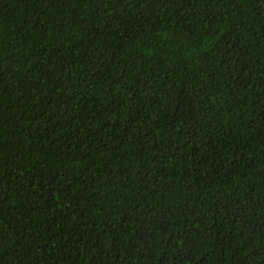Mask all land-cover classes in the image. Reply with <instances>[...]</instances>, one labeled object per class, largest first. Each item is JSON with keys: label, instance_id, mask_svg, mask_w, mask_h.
I'll return each mask as SVG.
<instances>
[{"label": "trees", "instance_id": "1", "mask_svg": "<svg viewBox=\"0 0 264 264\" xmlns=\"http://www.w3.org/2000/svg\"><path fill=\"white\" fill-rule=\"evenodd\" d=\"M0 264H264V0H0Z\"/></svg>", "mask_w": 264, "mask_h": 264}]
</instances>
